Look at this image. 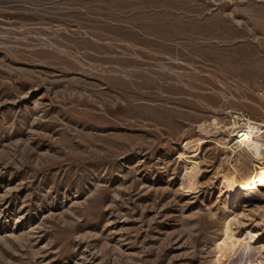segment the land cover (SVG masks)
<instances>
[{"label":"rangeland","instance_id":"obj_1","mask_svg":"<svg viewBox=\"0 0 264 264\" xmlns=\"http://www.w3.org/2000/svg\"><path fill=\"white\" fill-rule=\"evenodd\" d=\"M243 118L264 0H0V264H208L236 208L264 264L215 142Z\"/></svg>","mask_w":264,"mask_h":264},{"label":"bare ground","instance_id":"obj_2","mask_svg":"<svg viewBox=\"0 0 264 264\" xmlns=\"http://www.w3.org/2000/svg\"><path fill=\"white\" fill-rule=\"evenodd\" d=\"M200 129L204 132L203 141H211L205 135L210 132L209 129L204 126ZM228 131L216 132L220 138L215 142L222 145L226 152H232L226 162L233 166V170L223 171L222 176L230 181L231 191L236 197L246 198L247 201L255 194L264 197V124L248 119L231 126ZM229 212L223 236L212 251L216 257L208 264H259L253 249L254 241L245 238L238 229L242 214L237 208ZM261 227L264 229V212L261 214Z\"/></svg>","mask_w":264,"mask_h":264},{"label":"built area","instance_id":"obj_3","mask_svg":"<svg viewBox=\"0 0 264 264\" xmlns=\"http://www.w3.org/2000/svg\"><path fill=\"white\" fill-rule=\"evenodd\" d=\"M247 120H248V119H246V118H243V119H242V121H247Z\"/></svg>","mask_w":264,"mask_h":264}]
</instances>
